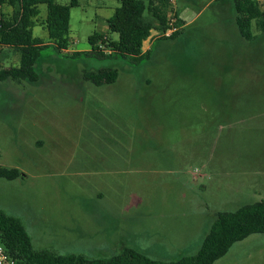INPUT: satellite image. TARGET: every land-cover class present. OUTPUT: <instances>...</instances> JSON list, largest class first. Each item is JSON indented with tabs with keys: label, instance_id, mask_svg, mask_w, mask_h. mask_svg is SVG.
Returning a JSON list of instances; mask_svg holds the SVG:
<instances>
[{
	"label": "rangeland",
	"instance_id": "rangeland-1",
	"mask_svg": "<svg viewBox=\"0 0 264 264\" xmlns=\"http://www.w3.org/2000/svg\"><path fill=\"white\" fill-rule=\"evenodd\" d=\"M208 1L174 0L168 21L174 6L191 22L153 41L145 60L71 59L49 45L36 83L0 81V167L21 173L0 178V209L21 220L35 249L99 258L127 246L177 260L196 253L216 212L264 202V23H252L249 43L226 4ZM77 3L70 51H88L94 33L118 39L106 21L119 2ZM38 22L33 34L48 42ZM3 58L19 61L11 50ZM107 66L112 84L83 76ZM213 264H264V234Z\"/></svg>",
	"mask_w": 264,
	"mask_h": 264
},
{
	"label": "trees",
	"instance_id": "trees-1",
	"mask_svg": "<svg viewBox=\"0 0 264 264\" xmlns=\"http://www.w3.org/2000/svg\"><path fill=\"white\" fill-rule=\"evenodd\" d=\"M115 8L106 23L108 30L118 35L117 40H109L105 35L94 33L89 37L88 51H73L66 58L78 59L93 55L109 60L147 59L150 51H142V45L150 37L152 30L161 33L159 38H174L179 31L165 36L169 29L167 11L171 0H116ZM235 14V25L240 36L252 41L254 22L258 28L264 23V4L254 0H229ZM45 5L46 17L41 23L53 43L56 53L68 49L69 13L78 5L70 0L63 5L59 0H0V46L12 48L19 54L18 67H0V81L32 82L38 80L36 65L41 51L49 46L34 38L32 29L38 22L39 6ZM11 8L6 16L3 8ZM178 25V24H177ZM84 78L95 85L112 84L117 71L111 66L84 72ZM21 176L16 168L0 167V178L14 180ZM252 234H264V202L245 204L234 211H219L202 238L195 254L182 256L177 260H155L145 253L124 247L119 252L106 257H89L80 253L61 255L49 249H35L25 226L17 217L0 209V244L7 254L19 264H213L222 258L230 247Z\"/></svg>",
	"mask_w": 264,
	"mask_h": 264
},
{
	"label": "crops",
	"instance_id": "crops-1",
	"mask_svg": "<svg viewBox=\"0 0 264 264\" xmlns=\"http://www.w3.org/2000/svg\"><path fill=\"white\" fill-rule=\"evenodd\" d=\"M173 1L174 0H171V4H173ZM215 2H223L224 4H226V5H224V7H225V9H226V11L229 13V15L230 16H232L231 17V20H232V23H234V19H235V14H234V10H233V7H232V5H231V3H230V1L229 0H209L208 1V5H211L212 3H215ZM173 6V5H172ZM40 10V9H39ZM173 11L175 12L174 14L176 15V17H175V19H176V26H178L177 24H179V26H180V30L182 31V29H184L186 26H188L189 24H190V22H191V20H188V21H184L179 15L177 16V14L179 13L178 12V10L177 9H175L174 8V6H173ZM38 24H41V23H39L38 22ZM36 26V25H35ZM34 26V27H35ZM34 27H33V29H34ZM33 29H32V35H33V37L34 38H37V39H40L43 43H45V44H49V45H53V43L52 42H50V41H48V42H44L41 38H39V37H35L34 36V34H33ZM176 31H179V28L177 27V30ZM46 36H47V38H48V34H47V31H46ZM238 34H239V32H238ZM239 37H240V34H239ZM257 37V35H255V38ZM159 38V36H155V37H153L152 39L150 38V43L146 46V48L144 49L143 48V45H142V51L144 52V51H150L151 49H152V46H153V41H155L156 39H158ZM49 40V39H48ZM146 41V40H145ZM144 41V42H145ZM143 42V43H144ZM247 42H251V41H247ZM8 50H11V51H14L12 48H8V47H1L0 46V58H2V57H4L3 59H5L6 58V56H7V51ZM15 53H17L16 51H14ZM70 52H72V51H70L69 49H67V50H65L62 54H59V53H56L57 55H62V56H64L65 57V55L66 54H68V53H70ZM18 54V53H17ZM19 55V54H18ZM6 61L7 60H2L1 62H0V64L2 65L1 66V68L3 67V68H7V67H18V65H19V61L18 62H15V63H13V64H6ZM4 81H6V82H13L12 80H4ZM36 142H37V145H39V146H41L42 145V140H40V139H37L36 140ZM217 213V212H216ZM215 213V214H216ZM215 214H214V216H213V218L215 217ZM214 220V219H213ZM212 220V221H213ZM119 244V242H114L113 243V245H118ZM124 247H127V246H123L121 249H123ZM128 248H131V247H128ZM131 249H133V250H136V251H140V250H137V249H134V248H131ZM116 251V250H115ZM118 251V250H117ZM120 251V250H119Z\"/></svg>",
	"mask_w": 264,
	"mask_h": 264
},
{
	"label": "built area",
	"instance_id": "built-area-1",
	"mask_svg": "<svg viewBox=\"0 0 264 264\" xmlns=\"http://www.w3.org/2000/svg\"><path fill=\"white\" fill-rule=\"evenodd\" d=\"M258 2L260 5L264 4V0H254ZM169 29L165 32V36H169L172 32H175L177 30L176 26V19L171 18L170 21H168ZM0 264H19L16 260L11 258L7 252L5 251L4 247L0 244Z\"/></svg>",
	"mask_w": 264,
	"mask_h": 264
}]
</instances>
